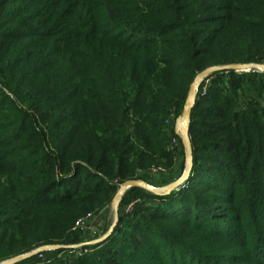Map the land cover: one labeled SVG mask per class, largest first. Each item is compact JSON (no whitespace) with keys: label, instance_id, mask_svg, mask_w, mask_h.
Wrapping results in <instances>:
<instances>
[{"label":"trees","instance_id":"trees-1","mask_svg":"<svg viewBox=\"0 0 264 264\" xmlns=\"http://www.w3.org/2000/svg\"><path fill=\"white\" fill-rule=\"evenodd\" d=\"M263 64L264 0H0V264H67L121 185L184 161L173 121L198 76ZM209 79L188 181L127 191L74 264H264V72Z\"/></svg>","mask_w":264,"mask_h":264},{"label":"rangeland","instance_id":"rangeland-1","mask_svg":"<svg viewBox=\"0 0 264 264\" xmlns=\"http://www.w3.org/2000/svg\"><path fill=\"white\" fill-rule=\"evenodd\" d=\"M255 67L251 70L247 71L250 72H263L262 69L264 67L263 65H254ZM226 68V67H223ZM229 68H226L223 71L229 70ZM238 74L247 73L242 71H236ZM210 76L204 78L201 85L203 84V92L207 91L206 88L210 86ZM201 85L199 87V90L201 88ZM205 86V87H204ZM198 90V94H199ZM197 94V99H198ZM179 120L181 118L176 119L173 121V126L175 128V131L179 128ZM190 127V124L188 125V128ZM179 138L182 140V136L180 135ZM171 148L173 150H177L179 148V141L173 140L171 144ZM186 152V151H185ZM191 162L189 160V154L186 152L184 161L182 159H178V162L173 170L169 171L167 169H154L147 173H143L142 175L149 180V186L155 189L159 193L155 194H164L166 193L167 189L177 181H179L186 171L190 168ZM122 186V185H121ZM120 186V188H121ZM119 188V190H120ZM179 190V189H178ZM177 190V191H178ZM137 202H134L130 206L127 207H121L120 205L118 208L114 206V204L107 207L105 210H103L99 215L88 217L80 222L78 225L82 231L84 232V244H81L79 246H70L67 248L69 252L61 254L58 256V259L64 260L67 264H74L76 258L78 256H82L84 254L89 253V249H92L94 246L102 244L106 239L105 237L110 232L111 228L118 224L120 216L124 219L130 216V214L133 211L134 205ZM147 205L157 206V201H147ZM114 227V229H115ZM114 232V231H113ZM113 234V233H112ZM42 251V254L39 252ZM56 247H43L39 250H37V256L38 260L41 261H49L52 259H55L56 257ZM42 255V257H41Z\"/></svg>","mask_w":264,"mask_h":264},{"label":"water","instance_id":"water-1","mask_svg":"<svg viewBox=\"0 0 264 264\" xmlns=\"http://www.w3.org/2000/svg\"><path fill=\"white\" fill-rule=\"evenodd\" d=\"M254 67H255L254 65H234V66H231L230 69L233 71L247 72ZM225 69L226 68H223V67H216V68L209 69L206 72H204L203 74H201L200 76H198V78L195 80V82L191 86L188 101H187V107H186V109H185V111L181 117V120H179V122H178L179 128L176 130V134L178 136H180V135L182 136V143L184 145L186 152L189 154V160L191 162V165H190V168L188 169V171L185 172L183 177L179 181H177L176 183L172 184L167 189L166 193H171L173 191H177L181 186H183L188 181V179L190 177L191 168H192V160H193V148H192L190 137H189L188 125L190 124L193 108L195 107V105L197 103V94H198V89L200 87V84L204 78L208 77L209 75H211L215 72H220V71H223ZM262 71L264 72V67H263ZM183 122L187 123L186 128L183 127ZM134 187H140V188H143V189L150 191V192H153V193H159L155 189L150 187L144 181L127 182L123 186H121L120 190L118 191V193L114 199L113 204L116 208H118L119 205L121 204L122 199L125 196L126 192L129 191L130 189L134 188ZM114 227H115V225L111 228L110 232L107 234L105 239H107L108 237H110L112 235V233L114 231ZM61 248H65V247H56V250H59ZM36 254H37V251H34L31 253L25 254L23 256L17 257L13 260L4 262L2 264H18V263H21L25 260L31 259L32 257L36 256Z\"/></svg>","mask_w":264,"mask_h":264},{"label":"built area","instance_id":"built-area-1","mask_svg":"<svg viewBox=\"0 0 264 264\" xmlns=\"http://www.w3.org/2000/svg\"><path fill=\"white\" fill-rule=\"evenodd\" d=\"M202 81H203V80H202ZM201 83H202V82H201ZM200 85H201V84H200ZM198 90H199V89H198ZM205 94H206V91H205L204 95H205ZM184 124L187 125L186 122H183V127H184ZM39 253L42 254V251H40ZM41 257H42V255H41Z\"/></svg>","mask_w":264,"mask_h":264},{"label":"bare ground","instance_id":"bare-ground-1","mask_svg":"<svg viewBox=\"0 0 264 264\" xmlns=\"http://www.w3.org/2000/svg\"><path fill=\"white\" fill-rule=\"evenodd\" d=\"M184 128H186V125L184 124Z\"/></svg>","mask_w":264,"mask_h":264}]
</instances>
